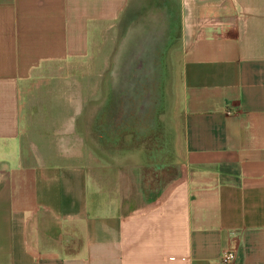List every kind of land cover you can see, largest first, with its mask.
I'll return each instance as SVG.
<instances>
[{"label": "crops", "instance_id": "obj_1", "mask_svg": "<svg viewBox=\"0 0 264 264\" xmlns=\"http://www.w3.org/2000/svg\"><path fill=\"white\" fill-rule=\"evenodd\" d=\"M159 6L182 56L172 158L152 190L139 160L83 158L81 90L60 86L110 70ZM231 251L264 264V0H0V264H219Z\"/></svg>", "mask_w": 264, "mask_h": 264}, {"label": "flooded vegetation", "instance_id": "obj_2", "mask_svg": "<svg viewBox=\"0 0 264 264\" xmlns=\"http://www.w3.org/2000/svg\"><path fill=\"white\" fill-rule=\"evenodd\" d=\"M179 23L178 25H180ZM176 33L180 34V30L175 32L172 47L179 41ZM169 54L166 52L161 62L162 78L160 79L159 73L154 72L144 88L143 97H146L150 102L144 113L141 110L142 98L140 96L137 99H127L128 102L121 101L116 113L110 84L112 65L109 71L110 78L108 79L106 96L95 106L89 121L92 135L112 157L113 154L127 153L140 157L137 160L146 164L144 172L145 175L150 176L151 181L148 187L152 190V183L156 175V173L154 174V166L158 165L156 161L164 166V164H169L172 158L170 130L162 122L170 103L169 84L172 82V75L168 65ZM165 171L162 170V172ZM162 176L164 175L162 174Z\"/></svg>", "mask_w": 264, "mask_h": 264}, {"label": "water", "instance_id": "obj_3", "mask_svg": "<svg viewBox=\"0 0 264 264\" xmlns=\"http://www.w3.org/2000/svg\"><path fill=\"white\" fill-rule=\"evenodd\" d=\"M173 18V9L159 6L127 28L113 57L111 71L110 84L116 113L121 101L128 102L130 98L139 96L142 98V112L148 109L150 102L143 97L144 88L154 72L162 78L161 62L172 43L176 26Z\"/></svg>", "mask_w": 264, "mask_h": 264}, {"label": "rangeland", "instance_id": "obj_4", "mask_svg": "<svg viewBox=\"0 0 264 264\" xmlns=\"http://www.w3.org/2000/svg\"><path fill=\"white\" fill-rule=\"evenodd\" d=\"M194 22H198L197 20L200 19V15L196 14L194 16ZM210 19L206 20L203 24H213L218 26L219 24H222L221 20L218 19H213L212 17L207 18ZM200 24V22L198 23ZM201 29V27H198V30ZM189 40V38H188ZM189 44H192V39H190ZM170 59H169V71L170 74L172 75V79H173V74L175 71V67L177 65V61H179L180 57L182 55L178 54V53H170ZM112 70V69H111ZM109 71L107 69L98 67L97 69H92V70H86V69H82L80 71V73H77V75H80V79L82 82V86H78L75 87L73 85H69V81H66L64 86H60V90H62L61 92L63 93V95L68 96V94H72V92L75 89H78L79 91L81 90V94H82V104H83V113H82V118L80 120V122L78 123V129L81 130V138H82V144H81V148H82V155L84 159L89 160L90 158H99L102 159L103 162H105L106 158H114L115 160H119L121 159L120 157H127L129 159H139L140 157H136L135 155H132L131 153H127V154H113V157H111V155L108 153H106V151L104 149H102L98 143V147L99 149H97V144L95 142V137L92 135V129H91V124H89L90 121V114L92 113L93 109L95 108V106L101 102L103 100V98L106 95L107 92V86L104 83V79L105 77L110 76L109 75ZM71 75L75 77L76 74H73V72H67L65 71V77H71ZM76 75V76H77ZM78 77V76H77ZM101 78L103 79V81L101 80ZM171 79V81H172ZM98 83V84H97ZM88 84V85H87ZM171 90H172V83L169 84V94H170V103L167 109V113H165V115L163 116L164 119H162L163 123H165L167 126L170 124L169 122V117L171 116V104H172V94H171ZM80 93V92H78ZM80 96V95H79ZM169 127V126H168ZM145 173V172H144Z\"/></svg>", "mask_w": 264, "mask_h": 264}, {"label": "built area", "instance_id": "obj_5", "mask_svg": "<svg viewBox=\"0 0 264 264\" xmlns=\"http://www.w3.org/2000/svg\"><path fill=\"white\" fill-rule=\"evenodd\" d=\"M236 261V253L231 251L224 254L219 260V264H234Z\"/></svg>", "mask_w": 264, "mask_h": 264}]
</instances>
